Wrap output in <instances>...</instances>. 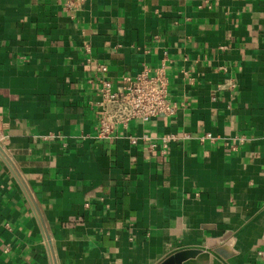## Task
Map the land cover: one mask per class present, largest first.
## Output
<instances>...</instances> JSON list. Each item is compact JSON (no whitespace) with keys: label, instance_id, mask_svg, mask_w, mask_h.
Returning a JSON list of instances; mask_svg holds the SVG:
<instances>
[{"label":"crops","instance_id":"1","mask_svg":"<svg viewBox=\"0 0 264 264\" xmlns=\"http://www.w3.org/2000/svg\"><path fill=\"white\" fill-rule=\"evenodd\" d=\"M65 1L0 0V264H159L224 232L209 264H264V0ZM163 63L176 114L99 138L97 67Z\"/></svg>","mask_w":264,"mask_h":264},{"label":"built area","instance_id":"2","mask_svg":"<svg viewBox=\"0 0 264 264\" xmlns=\"http://www.w3.org/2000/svg\"><path fill=\"white\" fill-rule=\"evenodd\" d=\"M83 0H66L62 10L72 14L76 11L77 5ZM89 50V46L86 47ZM108 67L99 65L96 69V77L92 83H96L94 97L88 101L90 107L97 112L96 131L99 138H112L116 135L119 126L127 127L131 121L147 122L152 118L173 116L178 110V104L171 100L169 95V80L164 63L153 72L149 67H144L135 75L124 74L116 84L107 77ZM234 86V83L227 82L219 85V89ZM213 99L216 94L213 93ZM190 135L183 133L182 136L175 133L164 134L154 138L148 133L132 137L130 142L146 144L147 148L159 155L166 156L169 153L171 144ZM214 141L215 136L207 132L200 136L201 141ZM5 135L0 130V151L4 154ZM246 141L245 135H234L225 139V145L230 150H237ZM264 258L262 251L257 252Z\"/></svg>","mask_w":264,"mask_h":264},{"label":"water","instance_id":"3","mask_svg":"<svg viewBox=\"0 0 264 264\" xmlns=\"http://www.w3.org/2000/svg\"><path fill=\"white\" fill-rule=\"evenodd\" d=\"M230 232H224L217 238H209L206 240L205 247L185 248L167 256L159 264H209L210 255L218 254L223 258H228L235 254L230 244Z\"/></svg>","mask_w":264,"mask_h":264}]
</instances>
